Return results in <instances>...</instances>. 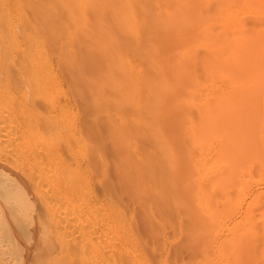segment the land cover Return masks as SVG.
<instances>
[{"label":"bare ground","instance_id":"1","mask_svg":"<svg viewBox=\"0 0 264 264\" xmlns=\"http://www.w3.org/2000/svg\"><path fill=\"white\" fill-rule=\"evenodd\" d=\"M261 180L264 0H0V264H264Z\"/></svg>","mask_w":264,"mask_h":264},{"label":"rangeland","instance_id":"2","mask_svg":"<svg viewBox=\"0 0 264 264\" xmlns=\"http://www.w3.org/2000/svg\"><path fill=\"white\" fill-rule=\"evenodd\" d=\"M256 188H257V190H258V188L259 189H264V180L257 181L255 183H253L252 187H250V190L247 193V196L250 197L251 195H253ZM175 240H176V238L172 237V235L169 232L163 233L162 241H161L163 250H162L161 253L165 254L172 247V244L174 243ZM10 263L12 264L11 261L9 262V264Z\"/></svg>","mask_w":264,"mask_h":264}]
</instances>
